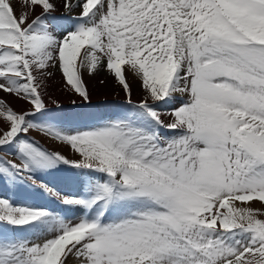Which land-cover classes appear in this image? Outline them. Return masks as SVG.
I'll use <instances>...</instances> for the list:
<instances>
[{
    "label": "snow or ice",
    "instance_id": "6c2138e0",
    "mask_svg": "<svg viewBox=\"0 0 264 264\" xmlns=\"http://www.w3.org/2000/svg\"><path fill=\"white\" fill-rule=\"evenodd\" d=\"M54 68L83 102L82 70L104 68L129 107L83 130L34 123ZM0 91L29 105L0 98V147L20 160L0 179L87 210L0 198V264H264V0H0ZM33 129L78 158L21 138ZM64 166L82 194L36 178Z\"/></svg>",
    "mask_w": 264,
    "mask_h": 264
},
{
    "label": "rangeland",
    "instance_id": "374dc122",
    "mask_svg": "<svg viewBox=\"0 0 264 264\" xmlns=\"http://www.w3.org/2000/svg\"><path fill=\"white\" fill-rule=\"evenodd\" d=\"M88 89V91H89V94L92 92L91 91V89H90V87H88L87 88ZM94 93V92H93ZM91 95V94H90ZM74 96H76V97H74ZM74 96L72 95V94H69V95H65V94H55V97L54 98H51L52 99V101L53 100H55V101H58L57 99L58 98H60V97H62L63 99H65L67 102L66 103H68V104H73L72 102L73 101H75L76 103H79L78 105H80L81 103V101H80V99H81V97H79V95L77 94H74ZM0 98H2V96H1V94H0ZM115 98H117V97H115ZM179 98V99H178ZM3 99V98H2ZM71 99V100H70ZM106 99V98H105ZM181 98L180 97H177V100L179 101ZM6 102H8L6 99H4ZM68 101H71V102H68ZM94 101H100V99H97V100H95V99H93V102ZM134 102L135 101H137V100H133ZM9 103V102H8ZM52 103V102H51ZM65 102H59V105L61 106V107H59V108H57L56 107V105H48V109H47V112H46V114L44 115V116H38V117H36L34 120H33V122L34 123H37V124H53L54 126H56V124L58 125V126H56V127H58V128H61V129H63V130H65L67 127H65V125H64V122L65 121H68L67 122V124H68V126H69V128H70V131H76V130H83V129H87V128H90V127H92V126H94V125H97L98 124V120L96 119L95 121H93V122H89L90 123V125H88V123H86L85 125L84 124H81L80 125V128H76L75 126H72L71 124H69V121L71 122V123H76V122H80V119H82L83 118V120H84V118L86 117V121H88V120H90L91 118L90 117H93V115H94V117H106L107 115H111V114H113L112 116H111V118L110 119H114V118H117V117H119L120 115L122 116L123 115V112H122V110L121 109H115V110H117L118 111V113H116V112H114L115 110L113 109V111L112 110H110V111H106V113L105 112H93L92 113V111H88V113H87V111H85V112H82V110H80L79 109V111L78 110H74V111H70V108L68 107V105H65L66 104ZM99 103H101V102H98L97 104H99ZM10 104V103H9ZM11 105V104H10ZM28 105V104H27ZM78 105H75V106H78ZM12 106V105H11ZM66 106V107H65ZM113 107V105H108L107 107ZM175 106H179L178 104L177 105H175ZM13 107V106H12ZM67 107H68V109H67ZM119 108H122L123 110H124V107H122V106H118ZM165 107V108H164ZM171 107H173V106H171V105H169V106H162V110L163 111H169V110H171ZM14 108V107H13ZM114 108V107H113ZM28 108H22V107H18L16 110L17 111H20V110H27ZM49 110H50V112H49ZM69 110V111H68ZM53 111V112H52ZM67 112V113H66ZM70 112V113H69ZM74 112V113H73ZM77 112H78V114H77ZM113 112V113H112ZM66 113V114H65ZM83 113V114H82ZM85 113V114H84ZM98 113V114H97ZM117 114V116H114V114ZM53 114H54V116H53ZM76 114V115H75ZM90 114H93V115H90ZM97 114V115H96ZM57 115H58V117H57ZM60 115V116H59ZM89 115V116H88ZM101 115V116H100ZM69 116V117H68ZM64 117V118H63ZM87 117L89 118V119H87ZM80 118V119H79ZM75 119V120H74ZM167 119V118H166ZM74 120V121H73ZM55 123H54V122ZM85 121V122H86ZM102 122V121H101ZM60 123V124H59ZM100 123V122H99ZM68 129V128H67ZM21 138L22 139H28V140H30L31 142H35L36 144H38V146H40L42 149H44V150H46V151H49V152H60L61 154H63V155H65L66 157H70V159H77V156L72 152V153H69V154H66V152L64 153V151L62 150V149H54V148H52L50 145H48V144H46L45 142H43L41 139H39L37 136H35L33 133H31L30 131H29V133H27V134H21ZM8 148H10V150L8 149ZM0 154H2L3 155V157H7L8 159H10V160H12V159H14V160H12V161H14V162H16V163H20V160L18 159V153H17V151H16V148H15V146H12V147H7V146H4V147H0ZM0 159H3V160H5L4 158H2L1 156H0ZM63 169V170H62ZM67 170H68V172L70 173L71 171H72V178H73V180H74V178L75 177H80L79 175H78V170H75V169H71V168H69V167H62L60 170H51V171H49V172H38V174L36 175V178H37V180L39 181V182H41V183H46V184H48L49 185V187H53L54 188V190H57V191H61L62 193H64V194H66V195H80V194H82L83 193V191H84V188H83V186H79V184L81 185L82 183H81V180H80V183H77V182H75V181H73L72 179H71V177H67V176H64V177H61V176H57V177H55V178H45V177H43V176H39V175H41V174H45V175H50L51 176V172H52V174H56V173H62V174H68V172H67ZM69 170H71V171H69ZM76 172V173H75ZM26 175V174H25ZM81 178V177H80ZM4 179V182H8L9 181V179L8 178H3ZM83 179H86V177L85 178H83ZM73 182H75V184L73 183ZM14 183H17V184H19V185H21L22 187H23V189H25V191H26V194H28V195H30L29 197L30 198H28V197H26V196H24V197H22V198H19V199H23L24 198V200H25V204H28L29 202H30V199H32L31 198V196L33 197L34 196V194L36 193L35 191H37V190H35V188H34V186L33 185H31L30 183H27V182H23V183H21V182H18V181H15V182H13V186H14ZM74 185H76V186H74ZM78 185V186H77ZM13 186H12V188H13ZM7 188V187H6ZM6 188H3V185H0V198H5L6 196H7V192H6ZM27 189V190H26ZM41 196H42V194L40 193V195H39V197L41 198ZM27 198H28V200H27ZM38 199L37 201H39V208H42V206H41V204H42V200L41 199ZM26 201H28V202H26ZM53 202L54 203H60L58 200H55L54 198H53ZM257 206L256 207H254V208H260L261 207V205L259 204V203H255ZM53 213L54 214H56V212L55 211H53ZM69 215V217L66 219V220H69V221H72V222H76V221H73V220H71V217H74V216H76V219L77 218H80L81 217V213L79 212V208L78 207H75V206H70L69 207V214H67L66 216H68ZM79 216V217H78ZM27 231H28V234L30 235V234H32V240H34V241H39L40 239L42 240V239H44V236L41 234V233H39V234H36V232H33V230H26V229H23L22 230V237H27L26 236V234H27ZM31 232V233H30ZM36 234V235H35ZM41 235L43 236V237H41ZM73 261V260H72ZM74 262V261H73Z\"/></svg>",
    "mask_w": 264,
    "mask_h": 264
},
{
    "label": "bare ground",
    "instance_id": "6f19581e",
    "mask_svg": "<svg viewBox=\"0 0 264 264\" xmlns=\"http://www.w3.org/2000/svg\"><path fill=\"white\" fill-rule=\"evenodd\" d=\"M58 7H59V3H58ZM50 71H52L53 75H52L51 78H49L46 81V84H47V87L45 89V102H46V104L47 105H54L53 103H51L52 102L51 98H54L55 94H62L63 93L66 96L69 95V94H72L74 96L75 93L72 90H70V87L69 88L65 87V81L63 79L62 73L56 68L50 69ZM82 75H83V80H84V83H85L86 87L87 88L90 87V89L92 91L90 93L91 94L90 95V100H93V99L97 100V99H101L102 97H113V98L117 97V98H115V100L119 101V100H121V98H123V99L125 98V94H124L122 88L115 82L114 78L107 71L104 70V68L98 69L92 75H89L87 70L85 69V70H82ZM128 79H129V83H130V86H131V89H132V99L133 100H137V101L141 100L143 98L144 92H143V89L141 87L140 82L138 80H136V79H133L131 76H129ZM100 81H104V83L101 84ZM0 94H1L3 99H6L14 107L15 110L18 107L29 108V105H27V103L25 101H23V100L17 99L14 96L6 94V93H4L2 91H0ZM74 97H76V96H74ZM57 100H58L57 101L58 103L59 102H65V103L67 102L62 97L58 98ZM68 102H71V101H68ZM108 102H110V100ZM122 104H124V105L122 106L121 104H116L115 103V105L117 107L118 106H122L125 109H127L129 107L127 105V103H122ZM82 106H83V104H80L78 106H73V109L71 108L70 111H74V110H78L79 111V109H80V110H82V112L87 111V113H88V111L89 112L92 111V113L93 112H100V113L101 112H105L106 113V111H110V110L113 111V109H114L111 106L107 107L108 103H106V102H101L99 104L94 103L93 105H91V108L88 106V107H85V109H81ZM68 107H67V109H68ZM49 112H50V110H49ZM77 114H78V112H77ZM53 116H54V114H53ZM57 117H58V115H57ZM93 117H94V115H93ZM101 118L104 119L105 117H101ZM87 119H89V118L87 117ZM30 132L33 133L35 136H37L39 139H41L46 144L50 145L52 148H54V149H62L64 151V153L66 152V154L72 153V150L67 145H64L61 142H59L57 140H54L53 138H51L49 136H46L44 133H42V132H40L38 130H35V129L30 130ZM8 149L10 150V148H8ZM12 160H14V159H12ZM69 171H71V170H69ZM67 172H68V170H67ZM67 175H71L72 176V171L70 173L68 172ZM81 179L82 178H80V177H75L74 181H76L77 183L78 182L80 183ZM23 187L21 185L17 184V183H14V186L12 188V196H13L14 199H19V198H22V197H24L26 195H27L26 197L30 198L29 196L31 194L30 195H28L29 193L26 194V191H25V189H23ZM28 198H27V200H28ZM31 198H32V196H31ZM28 201H26V202H28ZM251 206L254 208L257 205L255 203H253ZM41 237H43V236L41 235ZM69 264H75V262H73L72 259H70L69 260Z\"/></svg>",
    "mask_w": 264,
    "mask_h": 264
}]
</instances>
